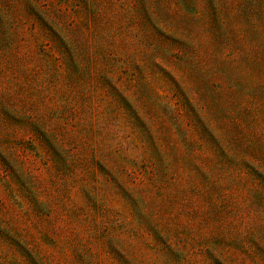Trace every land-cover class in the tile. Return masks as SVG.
Masks as SVG:
<instances>
[{"label": "rangeland", "instance_id": "374dc122", "mask_svg": "<svg viewBox=\"0 0 264 264\" xmlns=\"http://www.w3.org/2000/svg\"><path fill=\"white\" fill-rule=\"evenodd\" d=\"M0 264H264V0H0Z\"/></svg>", "mask_w": 264, "mask_h": 264}]
</instances>
